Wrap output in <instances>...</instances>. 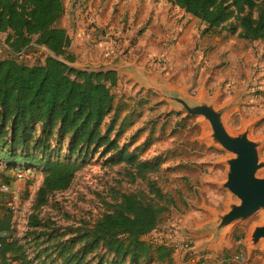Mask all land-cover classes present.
I'll return each instance as SVG.
<instances>
[{"label":"rangeland","instance_id":"1","mask_svg":"<svg viewBox=\"0 0 264 264\" xmlns=\"http://www.w3.org/2000/svg\"><path fill=\"white\" fill-rule=\"evenodd\" d=\"M62 1L64 14L58 25L66 29L71 39L70 52L77 61H108L118 52H123L128 61L138 56L140 65H146L150 71H161L175 85L193 80L191 95L195 96L204 82L210 95L220 90V103L246 88L243 104L232 116L230 125L238 126L241 118L261 117L253 127V134H264V44L261 41H245L228 34L206 37L201 34L203 25L198 19L164 0ZM260 8H264V0ZM91 21L99 33L93 38L87 35ZM103 33H109L116 43L111 53H105ZM5 38L6 34L0 33L2 58L11 56L34 65L42 64L47 57L35 44L31 45L32 49L11 55ZM114 95L115 109L106 118L103 130L114 119L111 136L117 135L119 144L129 151L136 149L140 161L158 164L157 171L139 177L124 164L111 165V154L85 158L80 161L81 168L71 186L51 194L40 209L39 218L53 224L60 239L72 241L76 239V227H91L104 213L114 209L122 194L147 199L149 184L153 183L171 205L160 217L156 230L144 237L152 245V253L137 264H166L167 260H160L155 252L157 245L172 251L173 264H186L187 258L194 255L190 247L202 240L181 235L178 228H191L206 220L208 215L200 209L203 202L223 209L226 194L215 182L223 179L224 168L213 162L224 153L198 141L202 127L196 123V117L182 118L181 114L169 112V105L158 95L141 89L126 76L120 78ZM52 145L58 148L59 157L66 159L67 140H54ZM261 156L264 158V148ZM29 174L31 177L20 186L23 193L30 182L28 200L21 203L16 214L18 226L30 215L42 181L39 169L31 168ZM258 220L256 216L237 226L228 246L195 255L198 264H262V248L249 254L244 243L250 225ZM21 230L19 226V236ZM181 244L186 248L181 249ZM80 249L78 243L74 253L78 254ZM186 250L190 256L185 255ZM56 260L57 264H63L62 260ZM83 264L132 263L128 259L118 262L101 248L85 256Z\"/></svg>","mask_w":264,"mask_h":264},{"label":"trees","instance_id":"2","mask_svg":"<svg viewBox=\"0 0 264 264\" xmlns=\"http://www.w3.org/2000/svg\"><path fill=\"white\" fill-rule=\"evenodd\" d=\"M164 1L198 19L203 25L201 34L206 37L228 34L264 44L262 0ZM255 11H259L257 15ZM63 14L62 0H0V33L6 34L5 45L11 55L32 49L35 44L75 61L69 50L71 39L66 29L58 26ZM119 83L115 73L80 72L52 57L34 65L11 56L0 57V183L10 184L13 179L6 171L17 168H37L42 176L28 217L26 244L0 239L3 264L8 260L57 264L56 258L63 264H83L85 256L101 248L118 262L128 259L137 264L152 253V245L144 237L156 230L171 205L153 183L149 184L147 199L122 194L114 209L91 227H76V239L72 241L60 239L53 224L39 218L49 196L71 186L85 158L111 154V165L124 164L139 177L157 171L158 164L140 161L136 149L129 151L119 144L117 135L111 136L114 119L103 130L106 118L115 109L114 90ZM54 140H67L66 159L59 157L58 148L52 145ZM26 185L24 199L29 196L30 182ZM3 229L6 226L0 222V231ZM78 243L81 249L77 254L74 249ZM155 252L160 260L173 264L170 249L157 245Z\"/></svg>","mask_w":264,"mask_h":264},{"label":"water","instance_id":"3","mask_svg":"<svg viewBox=\"0 0 264 264\" xmlns=\"http://www.w3.org/2000/svg\"><path fill=\"white\" fill-rule=\"evenodd\" d=\"M36 46L42 48L47 57L65 64L69 69L88 74L115 73L118 79L126 76L141 89L158 95L161 101L169 105V112L181 114L182 118L196 117V123L202 127L198 141L209 149L224 153L213 164L224 168L223 179L215 184L225 192L226 198L222 210L203 202L200 209L208 215L206 220L195 223L191 228H178V233L201 239L191 249L192 254L200 255L228 246L236 227L257 216L259 220L250 225L244 243L249 254L258 247L264 252V158L261 156L264 134H253V127L261 121V117L241 118L238 126L230 125L232 116L239 112L243 104L246 88L238 91L230 100L220 103L221 91L210 95L206 82L195 96L191 95L193 80L179 87L161 71H150L146 65H140L139 57L126 60L123 52H118L108 61L93 62L88 59L79 62L69 61L44 46Z\"/></svg>","mask_w":264,"mask_h":264},{"label":"crops","instance_id":"4","mask_svg":"<svg viewBox=\"0 0 264 264\" xmlns=\"http://www.w3.org/2000/svg\"><path fill=\"white\" fill-rule=\"evenodd\" d=\"M189 83L190 82L184 83V84H189ZM30 170L31 168H28V167L27 168H24V167L17 168L16 170H7L6 175L8 177H11L13 180L11 181L10 184H7V185H4V184L2 185V183H0V222L2 226L4 225L6 226V229H3L0 231V239L6 240L7 242H10L13 239H16L18 241V245H23V246L26 244L25 233L26 231L29 230L28 228L29 214L27 218L24 219V223L22 225H19L20 227H22V230H23L20 236L18 235L20 231H19L17 220H16V214L18 213L20 209L21 203L26 202L28 200V199L23 198L24 192L22 193L20 186H21V183L26 182L27 178L31 177V174H29ZM18 174H21L22 177L18 178L17 177ZM10 201H12L13 204L16 206L14 210H11L9 208ZM28 253L30 257H32V250L28 249ZM8 261H9L8 264H21L20 261H10V260Z\"/></svg>","mask_w":264,"mask_h":264},{"label":"built area","instance_id":"5","mask_svg":"<svg viewBox=\"0 0 264 264\" xmlns=\"http://www.w3.org/2000/svg\"><path fill=\"white\" fill-rule=\"evenodd\" d=\"M87 35L89 37H92V38L95 37L96 35H99V33H98L96 27L93 25V22L92 21H91V23H90V25L88 27ZM101 40H102L103 45H104V48H105V53H111V52H113L116 43L113 41L112 36L109 33H103L101 35ZM17 177L18 178H21L22 175L21 174H18ZM15 207L16 206L13 204V202L10 201L9 202V208L11 210H14ZM180 248L181 249H185L186 246L183 245V244H181L180 245ZM191 249H192V247H191ZM189 250H186L185 255L188 254ZM202 254H204V253H202ZM202 254H200L199 256H201ZM0 264H3L2 261H1V258H0ZM186 264H198V260H197L196 256L195 255H192V257L188 258L187 261H186Z\"/></svg>","mask_w":264,"mask_h":264}]
</instances>
